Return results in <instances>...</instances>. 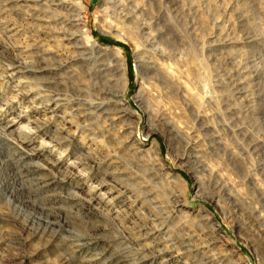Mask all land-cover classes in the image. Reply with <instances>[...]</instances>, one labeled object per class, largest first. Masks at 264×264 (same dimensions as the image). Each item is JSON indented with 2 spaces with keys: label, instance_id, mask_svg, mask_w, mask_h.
I'll use <instances>...</instances> for the list:
<instances>
[{
  "label": "rangeland",
  "instance_id": "rangeland-1",
  "mask_svg": "<svg viewBox=\"0 0 264 264\" xmlns=\"http://www.w3.org/2000/svg\"><path fill=\"white\" fill-rule=\"evenodd\" d=\"M71 1L0 0V264H264V0Z\"/></svg>",
  "mask_w": 264,
  "mask_h": 264
},
{
  "label": "bare ground",
  "instance_id": "bare-ground-1",
  "mask_svg": "<svg viewBox=\"0 0 264 264\" xmlns=\"http://www.w3.org/2000/svg\"><path fill=\"white\" fill-rule=\"evenodd\" d=\"M16 1L19 2L20 8H22V9L26 8L27 9V15L30 18H34V19H36V21H38L40 23L41 22L49 23L47 15L56 12V10L54 9L56 4H64V5L71 6L72 12L75 13V14H73L70 12L72 14V18L69 20V23H70L69 29L70 30L74 27L77 28L79 23L82 22V19H80L79 15H78L82 8L78 2L72 3L71 0H16ZM111 2H112V0H108L107 4H110ZM41 24H43V23H41ZM43 25H47V24H43ZM48 27H49V25H48ZM66 29H67V27H66ZM70 30L67 32V34H68L67 38L68 39L67 38H65V39L67 41H74L75 40V46L77 45L78 39H84L86 37L84 32H81L80 30L75 31L74 33H71ZM99 53L106 55V53H104V52L99 51ZM122 83H123V87H122L123 91H120V92L114 91L113 95H112L113 99L117 102L120 109H123V95L125 93L124 89L126 86V82L123 81ZM34 223L37 224L38 231L41 233L54 232L53 223H50L48 221L42 223L41 220H39V219L34 221ZM263 226H264V223H263Z\"/></svg>",
  "mask_w": 264,
  "mask_h": 264
}]
</instances>
